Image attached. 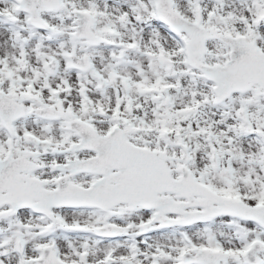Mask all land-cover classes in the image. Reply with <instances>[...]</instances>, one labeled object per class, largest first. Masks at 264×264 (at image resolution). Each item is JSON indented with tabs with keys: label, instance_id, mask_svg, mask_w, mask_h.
I'll list each match as a JSON object with an SVG mask.
<instances>
[{
	"label": "snow or ice",
	"instance_id": "obj_1",
	"mask_svg": "<svg viewBox=\"0 0 264 264\" xmlns=\"http://www.w3.org/2000/svg\"><path fill=\"white\" fill-rule=\"evenodd\" d=\"M0 264H264V0H0Z\"/></svg>",
	"mask_w": 264,
	"mask_h": 264
}]
</instances>
